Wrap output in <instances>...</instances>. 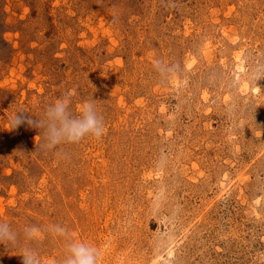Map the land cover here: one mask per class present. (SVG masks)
Wrapping results in <instances>:
<instances>
[{
  "label": "rangeland",
  "instance_id": "374dc122",
  "mask_svg": "<svg viewBox=\"0 0 264 264\" xmlns=\"http://www.w3.org/2000/svg\"><path fill=\"white\" fill-rule=\"evenodd\" d=\"M261 66L264 0H0V264H264ZM68 94L102 137L11 127Z\"/></svg>",
  "mask_w": 264,
  "mask_h": 264
},
{
  "label": "clouds",
  "instance_id": "9594fccd",
  "mask_svg": "<svg viewBox=\"0 0 264 264\" xmlns=\"http://www.w3.org/2000/svg\"><path fill=\"white\" fill-rule=\"evenodd\" d=\"M255 80L264 78V66L257 68L252 73ZM71 94L57 99L47 106L42 119H36L24 112L16 113L11 120L13 130L21 125H27L35 129H42L46 149H55L62 144H75L85 137L100 138L104 134L103 117L98 113L96 101H87L81 108L79 115H73L70 110ZM49 231L57 235L67 237L69 234L65 228L54 225ZM40 229L35 226H27L23 230L26 239H35ZM19 234L7 223L0 222V245L9 247L18 243ZM22 264H40L37 253L30 248H23L20 256ZM99 253L92 245L71 240L67 245L66 256L63 264H98Z\"/></svg>",
  "mask_w": 264,
  "mask_h": 264
}]
</instances>
